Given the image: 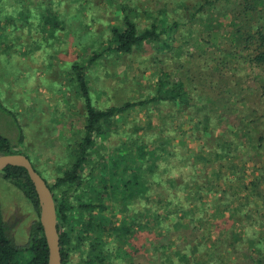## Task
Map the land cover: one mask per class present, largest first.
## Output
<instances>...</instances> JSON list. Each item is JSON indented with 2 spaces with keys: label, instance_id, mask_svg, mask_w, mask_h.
<instances>
[{
  "label": "rangeland",
  "instance_id": "1",
  "mask_svg": "<svg viewBox=\"0 0 264 264\" xmlns=\"http://www.w3.org/2000/svg\"><path fill=\"white\" fill-rule=\"evenodd\" d=\"M202 1L0 0V102L10 110L6 113L0 109V132L16 148L23 149L30 162L51 183L57 171L54 163L68 160L66 144H72L83 128L85 106L73 80L72 64L82 67L90 103L100 108L118 105L125 100L146 98L152 93L160 67H163L170 78L181 79L190 88L194 105L185 107L183 113L176 107L170 108L173 116L165 104L146 102L130 106L115 116L118 132L105 133L96 138L103 145L119 142L125 138L121 131L131 132L137 123V133L151 132L150 137L153 138L156 134L161 138L167 136L177 150L190 153L191 164L184 162L187 169L181 167V158L171 156L169 161L172 168L167 174L180 179L192 168H204L211 181L218 180L213 172L218 165L217 158L204 160L191 152L202 153L215 148L216 141L213 142V139L217 138L220 126L213 127L205 138L192 137L188 129L182 131V128L190 125V121H184L180 131L176 123L182 118L186 119L187 114L193 120L201 119L200 125L206 117L209 126L217 124V117L222 112L234 123L239 122L240 118L252 116L257 120V125L253 127L256 131H252L256 137L261 131L264 132V101L258 95L260 82L257 75L260 68L244 60L245 52L240 49L241 44L232 32L230 8L234 9L236 4L233 0H219L215 7L207 4L188 20L189 13ZM120 2L135 6L136 13L132 15L138 27L150 22L146 9H154V2L165 8V20L181 21L174 32L172 46L160 48L154 43L142 42L128 52L103 49L108 44L111 26L121 22L117 10ZM46 9L60 20L54 28L43 25L41 14H45ZM162 36L166 37L165 33ZM228 48L235 51V55L223 62ZM94 51L100 55L88 61ZM225 85L232 86L234 92L227 94L222 91L226 89ZM235 91L239 96L237 99ZM219 96H227L226 108L222 107L225 100ZM164 120L168 122L167 126L171 124L167 132L157 128ZM17 125L21 130L22 143L16 140ZM252 152L253 147L242 142L229 158L237 168L242 166L244 182L264 165V153L255 160ZM226 170L224 166L222 172L231 177L233 171ZM231 181L219 179L220 183L216 185L224 186ZM263 185V181L259 182V186ZM206 198L209 200L210 194ZM247 205L250 218L241 215L240 223L230 226L227 211L219 212L209 202L206 207L208 214L204 212V234L192 239L196 234L188 233L187 239H192L189 243L198 241L201 242L200 246L208 245L216 237L226 241L235 232L247 239L258 240V244L264 247V238L259 237L260 232L264 233V221L259 222L264 220V209L258 199H251ZM0 210L8 235L16 244H23L34 217L32 206L23 192L2 176L1 170ZM103 212L109 213L111 209L106 208ZM103 237H106L104 233ZM130 238L136 246L134 264L156 263L163 256L159 252L151 255L153 239L149 231L137 230ZM247 239L239 242V245L254 253L257 247L252 245L254 248L248 249L250 244ZM82 246L88 247L87 244ZM68 250L69 264H80L81 256H87L78 247L71 246ZM261 252L264 255V249ZM110 256L108 264H129L127 260H118L115 253ZM224 263L256 264L249 260L244 251H231L224 258ZM157 264H160L159 261Z\"/></svg>",
  "mask_w": 264,
  "mask_h": 264
},
{
  "label": "trees",
  "instance_id": "2",
  "mask_svg": "<svg viewBox=\"0 0 264 264\" xmlns=\"http://www.w3.org/2000/svg\"><path fill=\"white\" fill-rule=\"evenodd\" d=\"M233 1L236 7L230 8L229 16L233 24L232 32L237 42L241 44L240 49L245 52L244 60L260 68L257 75L260 82L258 95L264 101V0ZM218 2L219 0H203L189 13L188 20L207 4L211 3L213 8ZM153 8L146 9V15L151 18L150 22L138 27L132 15L136 13L135 6L126 2L118 3L117 10L121 15V22L111 26L108 44L103 49L128 52L142 42H151L160 48L171 47L174 32L181 21L165 20V8L158 2L153 3ZM45 11V14H41L43 25L54 28L60 20L52 15L50 10ZM163 33L166 37L162 36ZM98 55L99 52L94 51L88 61H92ZM225 55L222 58L223 62L232 58L235 51L228 48ZM71 67L76 89L83 97L85 106L81 134L72 144H66L69 149L68 160L54 163L57 171L51 183L47 182L46 176L31 162L34 169L47 182L52 193L61 264H69L67 250L71 246L86 252L87 256H81L80 264H108L113 253L118 260H127L129 264H134L136 246L131 243L130 237L140 229L151 234L153 239L151 255H157L158 252L163 255L156 263L150 262L152 264H157L158 261L160 264H225L224 258L231 251H244L251 262L264 264V255L261 252L264 249L263 245H259L258 240L247 239L232 231V235L229 239L227 237L226 241L216 237L208 245L200 246L201 242L198 241L189 243L196 236L204 234L203 220L206 217L204 212L208 214L206 207L209 202L219 212L227 211L226 217L231 219L230 226L236 222L240 223L241 215L250 218L251 213L247 204L251 199H258L264 209V185L259 186V182H264V165L257 168L252 177L244 182L242 166L237 168L229 159L242 142L253 147L252 155L255 156V160L264 153V132L261 131L256 137L252 132L256 131L253 127L257 125V120L251 116L240 118L239 122L234 123L222 112L217 117V124L209 126L206 117L200 125L201 119L193 120L187 114V118H182L175 126L180 131L184 121H190V125L182 128L184 129L182 131L188 129L192 137L207 138L213 127L220 126L217 138L213 139V142L216 141L215 148L191 154L204 160L217 158L218 165L213 170L215 177L223 181L234 180L217 187L216 184L220 182L211 181L204 168L199 170L192 168L186 171L185 176L177 179L174 175L167 174L172 168L169 158L171 156L181 158V167L187 169L185 164H191L188 155L190 153L177 150L170 144L167 136L161 138L156 134L153 138L150 137V134H153L151 132L137 133L138 124L135 123L131 132L121 131L125 138L119 142L103 145L96 137L118 132L115 116L136 104L142 105L146 102L165 104L170 115L173 116L170 111L173 107L183 113L185 107L195 103L190 88L183 80L170 78L169 72L160 67L155 86L149 96L100 108L90 103L82 67L76 63ZM225 86L226 89L222 91L227 94L234 92L231 90L232 86ZM238 97L237 93L235 99ZM226 99L227 96L221 98L225 100L222 103L223 108L227 106ZM0 109L6 113L10 112L1 102ZM167 124L168 122L164 120L157 128L167 132L171 128V124L169 126ZM17 128L16 140L17 143H22L19 125ZM6 152H22L28 157L23 149L16 148L15 144L0 132V153ZM224 166L233 171L231 177L222 172ZM0 170L5 179L23 192L34 214L26 241L23 244H16L6 231L0 210V264H46L47 246L38 219V201L27 172L23 166L12 164H7ZM209 194L211 198L206 200ZM106 208L111 209L109 212L111 215L103 212ZM103 233L106 237H103ZM188 233L196 235L192 239H187ZM259 237L264 238V233L260 232ZM244 239L250 244L248 249H253L252 245L257 247L255 254L240 247L239 242ZM82 244H87L88 247L85 248Z\"/></svg>",
  "mask_w": 264,
  "mask_h": 264
},
{
  "label": "water",
  "instance_id": "3",
  "mask_svg": "<svg viewBox=\"0 0 264 264\" xmlns=\"http://www.w3.org/2000/svg\"><path fill=\"white\" fill-rule=\"evenodd\" d=\"M7 164L20 165L25 168L38 201V219L47 246L46 264H61L58 233L55 225V205L47 182L40 173L34 169L29 158L22 152L0 153V169Z\"/></svg>",
  "mask_w": 264,
  "mask_h": 264
},
{
  "label": "flooded vegetation",
  "instance_id": "4",
  "mask_svg": "<svg viewBox=\"0 0 264 264\" xmlns=\"http://www.w3.org/2000/svg\"><path fill=\"white\" fill-rule=\"evenodd\" d=\"M69 252H70V251L68 250V251H67V260H69V258H68V257H69V254H70Z\"/></svg>",
  "mask_w": 264,
  "mask_h": 264
}]
</instances>
